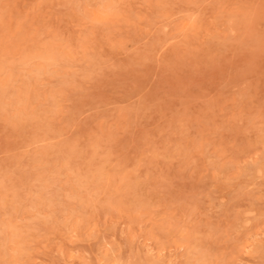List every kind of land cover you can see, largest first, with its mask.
<instances>
[{
  "label": "rangeland",
  "instance_id": "374dc122",
  "mask_svg": "<svg viewBox=\"0 0 264 264\" xmlns=\"http://www.w3.org/2000/svg\"><path fill=\"white\" fill-rule=\"evenodd\" d=\"M0 264H264V0H0Z\"/></svg>",
  "mask_w": 264,
  "mask_h": 264
},
{
  "label": "bare ground",
  "instance_id": "6f19581e",
  "mask_svg": "<svg viewBox=\"0 0 264 264\" xmlns=\"http://www.w3.org/2000/svg\"><path fill=\"white\" fill-rule=\"evenodd\" d=\"M202 22V21H201ZM198 25V24H197ZM262 179V178H261ZM251 212V211H250ZM249 213V212H248ZM252 213V212H251ZM247 215H249V214H247ZM222 216V215H221ZM252 221V220H251ZM245 224V223H244ZM248 224H249V222H248ZM211 235H213V234H211ZM227 235V234H226ZM251 236V235H250ZM249 237V236H248ZM248 241V240H247ZM248 242H250V241H248ZM247 243V242H246ZM251 243V242H250ZM182 249V248H181ZM247 249V248H246ZM250 249V248H249ZM60 253H61V251H60Z\"/></svg>",
  "mask_w": 264,
  "mask_h": 264
}]
</instances>
